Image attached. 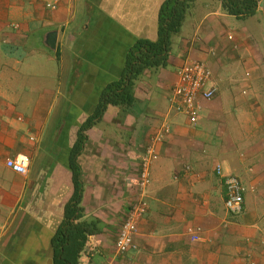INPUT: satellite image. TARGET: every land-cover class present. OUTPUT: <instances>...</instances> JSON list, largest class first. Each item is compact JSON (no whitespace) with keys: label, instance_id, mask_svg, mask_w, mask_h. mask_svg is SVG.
<instances>
[{"label":"crops","instance_id":"obj_1","mask_svg":"<svg viewBox=\"0 0 264 264\" xmlns=\"http://www.w3.org/2000/svg\"><path fill=\"white\" fill-rule=\"evenodd\" d=\"M165 1L0 0V264H53L52 238L75 195L70 160L81 129L103 91L122 79L137 40L158 39ZM202 1L184 21L191 18L192 30L172 41L169 66L136 82L134 106L108 108L84 133L81 221H97L99 232L79 264L115 260L142 159L163 124L171 133L155 144L149 210L128 259L264 264V0L243 19ZM191 61L208 64L218 90L195 122L169 110L178 70ZM16 157L30 159L26 175L5 166ZM218 165L246 189L241 215L226 210ZM190 228L200 230L199 241Z\"/></svg>","mask_w":264,"mask_h":264},{"label":"trees","instance_id":"obj_2","mask_svg":"<svg viewBox=\"0 0 264 264\" xmlns=\"http://www.w3.org/2000/svg\"><path fill=\"white\" fill-rule=\"evenodd\" d=\"M196 1H165L159 11L158 39L156 41L137 40L128 55L122 79L108 85L100 97L95 115L82 127L78 143L71 154L70 160L75 195L66 207L65 218L59 230L52 238L53 264H79L81 254L90 236H94L99 232L97 221H81L83 209L80 204L83 184L81 181V168L77 163V158L86 139L84 133L94 124L96 119H100L107 112L108 108L116 107L128 111L134 106L136 103L134 94L136 82L145 71H156L169 66L173 45L172 39L181 33L187 14ZM217 1L221 3L222 10L225 13L243 19L256 14L259 0Z\"/></svg>","mask_w":264,"mask_h":264},{"label":"built area","instance_id":"obj_3","mask_svg":"<svg viewBox=\"0 0 264 264\" xmlns=\"http://www.w3.org/2000/svg\"><path fill=\"white\" fill-rule=\"evenodd\" d=\"M48 7L56 9V4ZM13 27L18 28L17 25ZM177 78L169 97V110L172 113L182 114L195 122L201 113L202 102L213 100L218 92L212 70L203 61H191L178 70ZM170 133V127L163 124L146 149L137 184V199L131 204L127 218L119 232L115 260L105 264H132L128 259V254L130 251L138 250L135 238L138 234L139 224L149 210L147 190L151 184V165L156 153L155 144L163 141ZM0 161H2L1 154ZM4 163L13 172L26 175L29 170L30 159L27 157L8 158L4 160ZM186 170L189 171V167ZM215 172L217 176L223 179L226 188L225 207L227 212L232 215H241L244 211L246 192L242 182L237 177L225 175L220 165L216 167ZM187 235L193 242H197L201 238L200 230L192 228L187 230ZM262 241L264 242V237H262Z\"/></svg>","mask_w":264,"mask_h":264},{"label":"rangeland","instance_id":"obj_4","mask_svg":"<svg viewBox=\"0 0 264 264\" xmlns=\"http://www.w3.org/2000/svg\"><path fill=\"white\" fill-rule=\"evenodd\" d=\"M208 1L209 0H203L202 2L205 3V2H208ZM199 3H201V2H199ZM193 6L197 7L196 3ZM191 23H192L191 22V18H188L187 21H186L185 26L181 30V33L179 35L173 37L172 41L174 42V44H177L180 41V39H181L180 35L181 34H183L184 32H190L192 30ZM232 23H233L234 27H240L242 25V23L240 21H237V22L236 21H232ZM246 24H249V22H247ZM192 34H193V32H191V36H192ZM43 62H45V61L43 60ZM240 89H241V87H240ZM169 109H170V104H169ZM174 113H176V112H174ZM187 119H189V118H187ZM254 133H262V129H257L256 130V129L253 128L252 129V135ZM256 138L258 139V137H256Z\"/></svg>","mask_w":264,"mask_h":264},{"label":"water","instance_id":"obj_5","mask_svg":"<svg viewBox=\"0 0 264 264\" xmlns=\"http://www.w3.org/2000/svg\"><path fill=\"white\" fill-rule=\"evenodd\" d=\"M46 40H47V47L49 49L55 48L57 43V32L49 33Z\"/></svg>","mask_w":264,"mask_h":264}]
</instances>
